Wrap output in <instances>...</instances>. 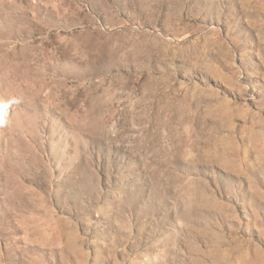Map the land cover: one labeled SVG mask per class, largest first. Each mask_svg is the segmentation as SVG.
I'll list each match as a JSON object with an SVG mask.
<instances>
[{"label": "rangeland", "instance_id": "rangeland-1", "mask_svg": "<svg viewBox=\"0 0 264 264\" xmlns=\"http://www.w3.org/2000/svg\"><path fill=\"white\" fill-rule=\"evenodd\" d=\"M0 264H264V0H0Z\"/></svg>", "mask_w": 264, "mask_h": 264}]
</instances>
